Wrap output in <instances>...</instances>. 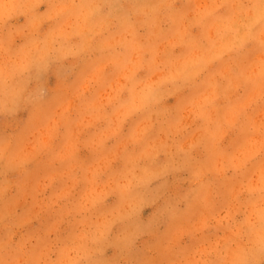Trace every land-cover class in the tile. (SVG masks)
<instances>
[{
  "label": "rangeland",
  "instance_id": "1",
  "mask_svg": "<svg viewBox=\"0 0 264 264\" xmlns=\"http://www.w3.org/2000/svg\"><path fill=\"white\" fill-rule=\"evenodd\" d=\"M61 2L0 0V69L12 72L7 80L0 72V264H264V247L246 226L237 232L248 201L240 187L259 181L264 151L242 169L228 166V158L253 148V136L264 135L260 46L249 42L195 82L167 86L151 115L136 113L120 123L107 103V85L117 79L111 65L101 82L83 88L105 63V42L124 36L145 59L152 49L184 55V46L168 42L180 17L191 20L201 0H99L101 15L111 13L112 20L85 51L52 53L43 61L33 56L23 69L14 65L33 39L63 22V16L48 19ZM261 2L241 0L247 9ZM162 3L170 7L154 17L133 14ZM235 10L234 0H224L218 14ZM190 31L200 35L197 26ZM81 40L73 35L65 48ZM241 72L254 83L241 80L225 94V77ZM213 74L218 95L207 106L211 119L187 112L194 98L211 91ZM177 120L186 125L179 133ZM141 124L149 130L133 140ZM189 143L190 151L180 150ZM103 156L108 162L94 184L91 169ZM94 187L103 195L92 204Z\"/></svg>",
  "mask_w": 264,
  "mask_h": 264
},
{
  "label": "clouds",
  "instance_id": "2",
  "mask_svg": "<svg viewBox=\"0 0 264 264\" xmlns=\"http://www.w3.org/2000/svg\"><path fill=\"white\" fill-rule=\"evenodd\" d=\"M223 3L224 0H201L191 20L185 24L187 16L180 17V28L175 34L176 38L168 43L172 48L177 45L184 46L187 49L184 55L174 56L170 50L161 52L152 49L150 58L145 59L140 47L124 36L107 40L104 47L110 51L105 63L96 67L92 74L86 77L83 88L87 89L90 83L101 82L103 68L111 65L117 79L114 85L111 83L107 85L109 89L107 103L113 106L114 115L122 123L136 113L148 112L151 115L153 105L162 89L169 85L195 82L209 69L210 65L222 61L230 53L239 52L249 42H256L261 48L260 53L264 54V0L256 9H247L241 0H234L236 10L231 15L218 14V9ZM165 6L170 7L163 3L155 7L144 6L134 9L133 14L154 17L160 8ZM101 8L102 3L99 0H87V2L85 0H62L54 7L48 19L63 16V22L42 38L33 39L29 47L22 50L20 60L12 61V63L23 69L28 67L33 56L43 61L52 53L64 55L67 52L85 51L92 36L99 34L111 23V13L101 15ZM171 15L174 18L175 14ZM93 16L100 17L96 23L90 22ZM192 26L199 27V36L192 35L190 31ZM130 28L131 25H128L125 31H129ZM73 35L81 36V44L65 48V44ZM118 48H123L125 51H118ZM142 71L145 75L140 76L139 73ZM0 72L3 73L5 80L12 74L7 66L0 69ZM261 75H264V56L261 60ZM225 78L228 80V86L224 89L225 94L229 89L238 87L241 80L245 83H254L253 78L246 76L243 72L232 73ZM211 81V91L194 98L187 107V112L211 119L207 106L212 104L218 95L214 74L211 76ZM229 112L233 116L238 114L234 108L229 109ZM149 127L150 125L141 124L133 133L132 139H141L148 132ZM185 127L186 125L180 120H177L174 125L177 133L183 131ZM252 127L254 131L257 130L254 123ZM115 131H118V125L113 129V132ZM250 143L253 144L251 150H240L239 153L228 158L229 167L242 169L258 153L264 151V135L253 136ZM103 144L104 139H100L97 147L102 150ZM163 146L165 145L161 142V147ZM193 146L189 143L187 149L183 145L179 147L180 150L190 151ZM65 156L71 158L72 153H65ZM107 162L108 157L103 156L91 169L94 184ZM257 174L260 176L259 181L249 180L240 187L241 192L248 194V201L247 215L243 224L237 226V232L246 226L260 246L264 247V163L257 169ZM199 175L197 173L198 177ZM102 195L103 188L94 187L90 194V202L95 204ZM71 264H75V261L72 260Z\"/></svg>",
  "mask_w": 264,
  "mask_h": 264
}]
</instances>
